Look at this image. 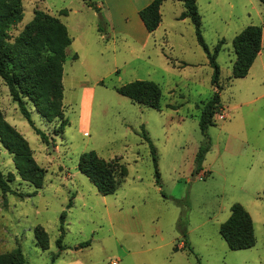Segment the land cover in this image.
<instances>
[{"label":"rangeland","instance_id":"rangeland-1","mask_svg":"<svg viewBox=\"0 0 264 264\" xmlns=\"http://www.w3.org/2000/svg\"><path fill=\"white\" fill-rule=\"evenodd\" d=\"M198 7L209 48L225 40L217 59L221 107L208 136L199 119L216 90L214 70L192 21L177 18L184 9L181 1L164 3L162 23L146 41L142 34L136 39L128 29L105 24L103 10L85 0H23L24 17L10 28V41L36 9L59 17L72 37L63 78L69 123L56 132L61 119L47 121L30 102L34 126L49 137L43 142L0 77L5 119L28 140L46 171L34 193L0 143V169L13 190L3 197L0 189V264H18L20 251L25 264H264V56L246 77L231 78L235 32L246 22L264 30V4L198 0ZM246 7L251 18L244 16ZM135 80L160 85L161 110L117 92ZM142 125L157 148L161 186ZM209 143L197 173L199 151ZM90 150L126 165L127 176L114 194L102 195L79 170L80 155ZM234 203L253 218L256 244L251 248L232 250L220 234ZM186 240L193 252L183 248ZM87 241L91 244L83 246Z\"/></svg>","mask_w":264,"mask_h":264},{"label":"trees","instance_id":"trees-1","mask_svg":"<svg viewBox=\"0 0 264 264\" xmlns=\"http://www.w3.org/2000/svg\"><path fill=\"white\" fill-rule=\"evenodd\" d=\"M85 1L88 6L101 12L96 1ZM165 1L153 0L139 11L148 32L153 33L162 23L161 10ZM178 1L183 2L185 7L179 19L190 18L195 26L197 40L205 50L214 70L212 84L216 90L211 98L204 103L199 119L202 133L208 136V129L216 124L214 117L220 112L221 107V68L217 59L225 40H221L212 51L203 36L202 15L199 11L198 0ZM259 1L264 4V0ZM61 13H67V11ZM23 17V0H0V77L7 85L12 100L18 104L21 114L32 126H34V121L28 107L30 102L47 121L61 119L56 132H64L69 123L64 117V65L67 61V49L72 43V37L67 26L59 17L36 9L34 18L12 42L9 30L13 25L21 22ZM102 21L106 24L105 19ZM98 30L101 33L104 32L102 26ZM262 46L263 28L260 25H248L233 38L236 60L233 64L231 78H244L249 74ZM73 58L77 59L78 54L75 53ZM116 90L137 104L161 110L163 92L160 85L154 81L135 80L117 87ZM169 107L174 108V106ZM34 128L42 141L48 143V135L35 126ZM142 130L143 137L150 143L155 164L156 183L161 186L157 148L151 141L144 125H142ZM0 143L13 155L18 175L34 185L36 188L34 193H37L38 189L43 186L46 171L35 160L28 140L5 119L1 108ZM210 147V143L201 147L197 157V173L202 170V163ZM78 168L104 196L114 194L121 178L127 176V167L120 162V159L105 160L95 150L80 155ZM9 182L10 179L0 169V189L3 197L13 191ZM22 196L25 195L22 194ZM65 217L66 213L64 212L61 215L62 230ZM182 225L183 221L180 222V229L186 236ZM220 234L232 250L248 249L256 244L253 218L240 203L232 205L230 217L220 226ZM58 242L61 240L59 239ZM90 244L91 242L87 241L83 246ZM183 248H188L190 252H193V247L188 240L184 242ZM174 250L178 251L179 247L175 246ZM18 264H25L21 251Z\"/></svg>","mask_w":264,"mask_h":264},{"label":"crops","instance_id":"crops-1","mask_svg":"<svg viewBox=\"0 0 264 264\" xmlns=\"http://www.w3.org/2000/svg\"><path fill=\"white\" fill-rule=\"evenodd\" d=\"M152 1L153 0H105V2H101L98 0V1H96V5H97V7L101 8V10H103L105 21H106V23L108 22L110 27H112L114 29V28H116V26H120L121 28L128 29L127 31L136 39H137V37H136L137 34H142V36H144L146 38V41H147V39L149 37H151L154 32L153 33L148 32L144 22L142 21V19L140 17L139 11L142 8L146 7ZM167 1L168 0H166L165 2H167ZM217 1H220V0H217ZM164 3L162 5V8L164 6ZM210 3H212V0H210ZM230 7L233 9L234 4H231ZM184 10H185V7H184L183 11ZM183 11H181L177 15L178 19H179L180 14ZM244 16L247 18L248 17L251 18V12L249 9H247V7L244 10ZM185 19H190V18H185ZM185 19H179V20L185 21ZM202 20H203V15H202ZM252 24H253L252 22L244 23L235 32V36L238 33H240L245 27H247L248 25H252ZM263 51H264V30H263L262 50L260 51L258 57L256 58L253 66L255 65V63L257 62L258 59L263 58V56H264ZM68 58H69V56H68V52H67V60H68ZM78 59H80L79 54H78V58L76 60H78ZM253 66H252V68H253Z\"/></svg>","mask_w":264,"mask_h":264},{"label":"built area","instance_id":"built-area-1","mask_svg":"<svg viewBox=\"0 0 264 264\" xmlns=\"http://www.w3.org/2000/svg\"><path fill=\"white\" fill-rule=\"evenodd\" d=\"M113 264H117V262L113 263Z\"/></svg>","mask_w":264,"mask_h":264}]
</instances>
